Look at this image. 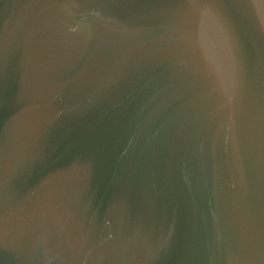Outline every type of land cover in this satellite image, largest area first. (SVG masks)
<instances>
[{"label": "water", "instance_id": "obj_1", "mask_svg": "<svg viewBox=\"0 0 264 264\" xmlns=\"http://www.w3.org/2000/svg\"><path fill=\"white\" fill-rule=\"evenodd\" d=\"M0 264H264V0H0Z\"/></svg>", "mask_w": 264, "mask_h": 264}]
</instances>
